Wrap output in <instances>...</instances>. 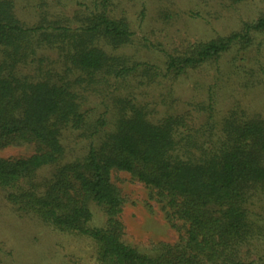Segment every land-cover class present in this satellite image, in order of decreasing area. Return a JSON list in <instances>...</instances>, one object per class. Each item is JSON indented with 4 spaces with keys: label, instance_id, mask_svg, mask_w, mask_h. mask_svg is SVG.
<instances>
[{
    "label": "trees",
    "instance_id": "16d2710c",
    "mask_svg": "<svg viewBox=\"0 0 264 264\" xmlns=\"http://www.w3.org/2000/svg\"><path fill=\"white\" fill-rule=\"evenodd\" d=\"M79 23L73 29L43 19L28 28L15 17L13 1L0 0V150L22 144L34 148L26 158L0 157V189L7 192V201L21 215L88 240L90 264H264L256 252L264 245V227L249 209L254 196L264 193V121L258 118L231 115L210 147L184 142L186 151H200L198 157L184 152L189 156L184 159L177 154L176 140L184 117L152 124L140 106L121 101L114 131L89 148L83 160L61 164L62 128L85 125L76 85L88 86L100 76L126 79L152 71L96 47L98 38L114 48L129 43L132 34L124 21L101 13ZM253 31H264V17L240 33L198 44L183 57L169 56L167 72L177 77L234 44L245 48ZM42 42L57 49L64 61L60 80L49 76L31 82L18 74ZM44 169L50 175L39 178ZM119 173L164 197L179 234L176 243L154 244L141 252L122 240L125 198L112 181ZM91 202L106 216L104 227L90 226Z\"/></svg>",
    "mask_w": 264,
    "mask_h": 264
},
{
    "label": "rangeland",
    "instance_id": "374dc122",
    "mask_svg": "<svg viewBox=\"0 0 264 264\" xmlns=\"http://www.w3.org/2000/svg\"><path fill=\"white\" fill-rule=\"evenodd\" d=\"M14 15L25 27L38 26L43 19L61 21L77 28L80 19L104 13L124 21L132 36L129 43L114 48L104 39L95 45L110 56L124 57L129 63L152 67L149 75L134 74L126 79L104 78L76 85L85 125L63 127L61 164L83 160L92 146L114 131L121 116V101H131L145 112L146 120L158 124L168 117H184L185 126L176 134L177 154L198 157L199 150L183 149L184 142L208 148L218 138L224 120L239 115L244 120L264 121V31H253L250 44H234L219 57L175 77L167 72L169 56L183 57L196 45L240 33L244 25L264 17V0H12ZM57 49L38 45L35 55L20 65L18 74L31 82L60 80L65 65ZM73 72L67 77L73 80ZM48 74V75H47ZM103 122L104 125H101ZM184 152H190L185 154ZM34 153L29 144L0 150V157L26 158ZM50 169L37 176L48 177ZM125 198L120 216L122 240L141 252L154 244H174L179 239L172 227L166 200L129 174L112 176ZM0 189V264H90L93 253L88 240L59 232L30 215L17 213ZM91 227H104L106 216L99 206L89 203ZM250 215L264 227V193L255 195ZM178 226L183 223L177 221ZM258 244V243H257ZM256 244V246H257ZM261 244V243H260ZM258 245L264 257V245ZM254 254V253H252ZM254 258V256H253Z\"/></svg>",
    "mask_w": 264,
    "mask_h": 264
}]
</instances>
